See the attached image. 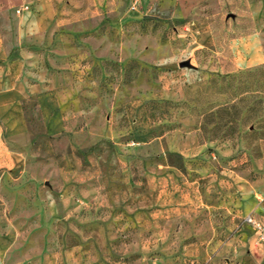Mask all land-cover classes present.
Returning a JSON list of instances; mask_svg holds the SVG:
<instances>
[{"label": "rangeland", "instance_id": "rangeland-1", "mask_svg": "<svg viewBox=\"0 0 264 264\" xmlns=\"http://www.w3.org/2000/svg\"><path fill=\"white\" fill-rule=\"evenodd\" d=\"M41 1L0 0L26 90L25 131L3 133L23 159L0 168V264L264 248L246 223L264 203V0H48L54 22L17 46Z\"/></svg>", "mask_w": 264, "mask_h": 264}, {"label": "crops", "instance_id": "crops-1", "mask_svg": "<svg viewBox=\"0 0 264 264\" xmlns=\"http://www.w3.org/2000/svg\"><path fill=\"white\" fill-rule=\"evenodd\" d=\"M36 11L39 14H34L32 11L23 13L21 20L18 21V28L15 29L17 46L22 45L24 37L28 34L46 30L57 15L52 2L48 0H42ZM7 33L8 28L0 26V168L10 170L21 166L23 155L10 151L6 147L3 133L10 129L11 132L16 133L25 131V121H23V131L18 128H21L20 105L25 98L26 90L21 85L20 61L11 58L12 51L8 49L10 40ZM248 45L252 46L253 44L250 42ZM260 57L257 54L254 59H260ZM42 101L47 104L48 99L44 96ZM13 122H15L14 125H11ZM253 210H255V216L264 221V203L254 205ZM196 254L201 255L198 252ZM235 255H237L236 259L228 258L225 264H264V248L251 249L245 254L240 250ZM202 258L203 256H201ZM207 264L217 263L211 261Z\"/></svg>", "mask_w": 264, "mask_h": 264}, {"label": "built area", "instance_id": "built-area-1", "mask_svg": "<svg viewBox=\"0 0 264 264\" xmlns=\"http://www.w3.org/2000/svg\"><path fill=\"white\" fill-rule=\"evenodd\" d=\"M246 223L252 226L254 230L256 231L258 244H263L264 242L263 221L259 219L258 217L251 215L246 218Z\"/></svg>", "mask_w": 264, "mask_h": 264}, {"label": "water", "instance_id": "water-1", "mask_svg": "<svg viewBox=\"0 0 264 264\" xmlns=\"http://www.w3.org/2000/svg\"><path fill=\"white\" fill-rule=\"evenodd\" d=\"M187 66H189V63L182 64V67H187Z\"/></svg>", "mask_w": 264, "mask_h": 264}]
</instances>
